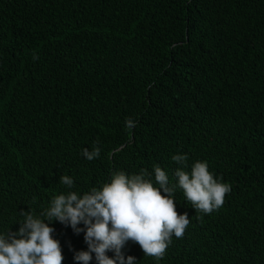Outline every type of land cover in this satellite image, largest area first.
Here are the masks:
<instances>
[{"label":"trees","instance_id":"16d2710c","mask_svg":"<svg viewBox=\"0 0 264 264\" xmlns=\"http://www.w3.org/2000/svg\"><path fill=\"white\" fill-rule=\"evenodd\" d=\"M197 161L231 186L223 205L196 211L177 186L183 236L160 260L128 241L125 260L264 264V0H0V234L114 172L159 165L171 186ZM49 226L82 264L84 231Z\"/></svg>","mask_w":264,"mask_h":264},{"label":"clouds","instance_id":"9594fccd","mask_svg":"<svg viewBox=\"0 0 264 264\" xmlns=\"http://www.w3.org/2000/svg\"><path fill=\"white\" fill-rule=\"evenodd\" d=\"M126 126L131 129L135 125L127 119ZM100 152L93 146L91 151L84 148L82 155L92 161ZM172 160L186 166L187 155H174ZM153 174L159 188L148 178ZM174 174L178 182L170 186L159 165L153 166V173L146 169L132 175L117 171L109 183L83 195L75 191L56 195L41 216L22 210L19 230L0 234V264H62L60 242L52 237L54 228L49 226L53 221L70 225L77 234L84 231L88 250L74 255L82 264H90L92 253L97 264H134L136 258L125 260L122 252L128 241L137 243L144 255L162 259L173 234L181 238L189 224L187 213L176 211L173 195L177 186L196 211L206 214L219 209L231 191L229 184L214 179L207 162H195L190 173L177 168ZM60 182L69 189L74 187L67 175L60 177ZM81 223L83 229L77 227ZM109 251L114 258L106 254Z\"/></svg>","mask_w":264,"mask_h":264}]
</instances>
